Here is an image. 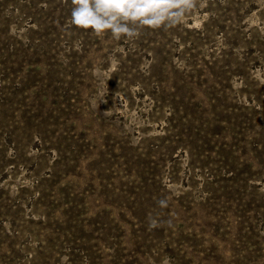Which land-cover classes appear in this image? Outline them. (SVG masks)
I'll list each match as a JSON object with an SVG mask.
<instances>
[{
  "label": "rangeland",
  "instance_id": "obj_1",
  "mask_svg": "<svg viewBox=\"0 0 264 264\" xmlns=\"http://www.w3.org/2000/svg\"><path fill=\"white\" fill-rule=\"evenodd\" d=\"M71 9L0 0V264H264V0L119 40Z\"/></svg>",
  "mask_w": 264,
  "mask_h": 264
},
{
  "label": "clouds",
  "instance_id": "obj_2",
  "mask_svg": "<svg viewBox=\"0 0 264 264\" xmlns=\"http://www.w3.org/2000/svg\"><path fill=\"white\" fill-rule=\"evenodd\" d=\"M71 4L73 26L119 40L135 38L145 28L171 29L181 24L198 0H71Z\"/></svg>",
  "mask_w": 264,
  "mask_h": 264
}]
</instances>
